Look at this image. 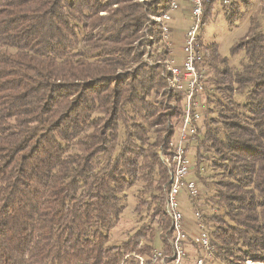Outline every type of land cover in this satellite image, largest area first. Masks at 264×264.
I'll list each match as a JSON object with an SVG mask.
<instances>
[{
    "label": "trees",
    "instance_id": "1",
    "mask_svg": "<svg viewBox=\"0 0 264 264\" xmlns=\"http://www.w3.org/2000/svg\"><path fill=\"white\" fill-rule=\"evenodd\" d=\"M170 2L0 0V264H139L131 253L169 247V168L161 154L181 124L183 94L168 89L165 63L116 71L141 56L134 41L149 14H163ZM233 4L230 21L241 15ZM213 8L206 3L205 23ZM150 25L162 35L160 24ZM232 49H244L248 62L237 72L225 66L223 81L214 80L221 91L229 82L244 87L240 113L223 110L234 104V87L223 90L228 98L208 95L204 133L193 146L195 172L214 191L206 202L225 209L208 218L218 258L246 264L264 261V32ZM165 97L176 118L166 132L155 127ZM212 156L227 178L203 175ZM138 180L152 199L141 198L136 210L149 207L157 232L145 245L144 226L109 244L125 191Z\"/></svg>",
    "mask_w": 264,
    "mask_h": 264
},
{
    "label": "rangeland",
    "instance_id": "2",
    "mask_svg": "<svg viewBox=\"0 0 264 264\" xmlns=\"http://www.w3.org/2000/svg\"><path fill=\"white\" fill-rule=\"evenodd\" d=\"M147 1V0H146ZM179 1V0H178ZM182 2H180L181 7L177 9H172L170 11V14L172 16V19L168 21L169 27L172 29L177 27V29H173L170 31L167 36L161 35V32L151 31L152 25L150 23L152 22H158L156 16L159 14H149V20H147L146 25L142 28L140 32L141 39H137L134 41V48L138 49L142 52L141 56L139 58H136V60L133 62H129L126 67H120L116 71L117 73H123L127 70L129 71H135L138 69L139 65L146 64L148 66H155L160 65L162 63L168 64L169 61L174 59L176 64H182L184 59V34L188 27H190L193 24V16L191 13H187L186 15H183V9L182 7L186 8L190 5L189 0L186 1L183 5ZM233 3V2H232ZM240 12L241 15L237 17H233L232 21L229 20V15L226 12L228 8H234L235 5H221L220 3H214V8L212 9L207 22L205 23L203 27V35L202 40L204 42L205 47L212 48L209 49V52L206 53L207 49H203L206 54H208V58L210 60H206L204 63L205 72L207 71L206 76V88H207V94H209L210 97L213 99L217 98L216 93L219 95L222 94V97H224L225 91L224 89L228 90V88L231 86L234 87V89H231L232 91L227 92L230 93V97L232 100H234L233 105H226L223 106V110L225 113L234 115V111L231 109V107H237V112L241 110V108L238 107L237 102H240L244 100V95L239 93L244 89V87H238V84H233L231 82L226 83L228 84V88L221 86L222 91L220 89H217L215 80L219 79L220 76H222V73L224 69L226 70L225 66H229L234 72H237L239 70H242L244 68V65L248 62V54L244 49H239L236 52L233 51V47L240 41L245 40L246 38L250 37L254 33L257 32H264V0H236L234 2ZM225 7V8H224ZM223 8V9H222ZM226 9V10H224ZM237 10V8L235 7ZM105 13V12H104ZM190 14V16L188 15ZM187 27V28H186ZM186 28L184 32L182 29ZM158 35V36H157ZM159 36H162V41L159 43H156V39L159 38ZM165 40V41H163ZM160 45V46H159ZM132 57V54L130 58ZM226 57L228 60L227 62L223 61V58ZM204 72V73H205ZM213 78V82L210 81V78ZM209 78V80H207ZM215 79V80H214ZM219 81H223L219 79ZM227 82V81H224ZM215 83V84H214ZM225 84V83H224ZM212 86L216 87V90H212ZM168 89H170V92L174 91L170 88L168 85ZM166 91V89H165ZM169 91V90H168ZM226 92V95H228ZM215 94V95H214ZM225 95L226 98H228ZM243 95V96H242ZM153 98V97H152ZM169 99H166L165 97V104H168V107H165V109H161L155 119L158 120V125L155 127L158 129H165L166 130L174 124L176 118L173 116L174 109L172 108L173 101ZM237 101V102H236ZM206 102V101H205ZM204 102V103H205ZM218 102V101H217ZM208 103V102H207ZM206 103V104H207ZM211 105V102H210ZM218 105L220 106L219 102ZM214 105L215 108H217V111L219 110V106ZM166 106V105H165ZM174 106V105H173ZM208 109L210 108L209 104L206 105ZM205 107L202 106V109ZM208 114L210 116L215 115L214 109L208 110ZM163 113V116L161 117L160 113ZM240 113V112H239ZM165 119V122L162 123ZM233 118H230L232 120ZM235 121H238L237 118H234ZM161 120V121H160ZM204 121V120H203ZM202 121V122H203ZM202 122L200 123L201 128L199 130V134L203 136L204 130L202 128ZM179 127V126H178ZM163 130H161L160 134L163 135ZM180 128H177L175 131V134L173 136L174 141H178ZM159 134V133H158ZM201 138V137H200ZM200 141V139H199ZM194 143H191L189 145L188 150V156L191 160V171L188 176L189 180L195 181L199 188L203 190L205 187V190H203L201 197L199 198V201L201 204L203 203V211L205 212V219L206 223L210 232L211 227L209 226L208 218L209 214L216 212L222 216H225V209L223 207L215 208L213 207L209 202H206V197L208 195H211V192H214L212 189V185L210 187L203 185V182L201 181V178L198 177V175L195 172V166H196V149L193 146ZM160 148L158 149V152H160ZM165 153V152H164ZM162 158L164 164L166 165V160H171L172 157H170V154L167 157L163 154ZM210 156V155H209ZM214 156L211 157V161H207L209 163L208 169L206 172L203 173V175L209 176V178L212 180H220L227 178L226 172L223 168L220 166L213 165L212 162H214ZM207 166V165H206ZM168 167V166H167ZM168 184V183H167ZM144 182L142 180L136 181L135 185L131 188H128L125 191V197L123 200L124 203V210L121 214V218L117 222L115 228L111 232V240L109 244H122L126 238L130 236V234H133L136 232L138 228L145 227V230L143 234H145V237L140 239V245H145L147 242H149L150 237H154L157 230L154 231L155 228L152 230L153 225V219L150 217V214H152V211L149 209V207L146 204H142L140 207H138V211L136 210L137 204L140 202L141 198H145V200L149 201L152 198L149 196V193L144 194ZM180 201L181 206L183 208L184 213V221L186 227H188V235H189V242L187 244V251L188 256L186 260V264H196L195 260L197 257L204 256L205 252L199 248L198 251L195 246V238L198 234L197 228H196V217H195V206L192 204L190 199L188 198V195L186 192H182L180 194ZM165 203V202H164ZM168 216V215H167ZM143 227V228H144ZM156 227V225L154 226ZM151 232L150 234H147ZM147 235V238H146ZM172 240V236H171ZM170 240V242H171ZM153 242L156 243V239L153 240ZM214 244V243H213ZM215 245V244H214ZM163 246H155L151 252L148 254L151 255L153 253V250L155 249H161L164 253H168L171 251V243L169 247L165 250H163ZM216 250V259L214 261H206V263L210 264H224L220 258H218V252L217 248L215 246ZM133 256L136 257V255H140L137 253H131ZM137 258V257H136ZM246 264H264V261L255 262L254 260L247 259Z\"/></svg>",
    "mask_w": 264,
    "mask_h": 264
},
{
    "label": "built area",
    "instance_id": "3",
    "mask_svg": "<svg viewBox=\"0 0 264 264\" xmlns=\"http://www.w3.org/2000/svg\"><path fill=\"white\" fill-rule=\"evenodd\" d=\"M189 2L194 21L184 35L183 62L179 65L172 59L167 64L170 88L183 94V115L178 127L181 129L179 140L176 142L172 139L170 152L167 153L172 159L166 160V165L169 168V189L165 198V212L170 218L172 227L171 251L164 253L161 249H155L153 255H136L139 264H186L187 244L190 238L180 201L182 192H186L195 206L194 213L198 234L194 241L205 252L204 256L196 258L195 263L205 264L206 261H214L217 258L215 245L211 241L206 223L203 203L201 204L199 201L203 190L195 181L188 179L191 171L188 150L189 145L198 142L201 137L199 125L202 117V106L209 95L207 94L204 73L205 51L203 49L205 45L202 40L205 6L206 3L212 2L227 6L231 5L233 0H189ZM179 6L178 0H171L169 7L165 10V36L171 31L168 24V21L172 19L170 11Z\"/></svg>",
    "mask_w": 264,
    "mask_h": 264
},
{
    "label": "bare ground",
    "instance_id": "4",
    "mask_svg": "<svg viewBox=\"0 0 264 264\" xmlns=\"http://www.w3.org/2000/svg\"><path fill=\"white\" fill-rule=\"evenodd\" d=\"M156 18L158 20L157 23L161 25L162 34L165 35V12L161 15L156 16ZM163 160H165V158ZM151 255H153V253Z\"/></svg>",
    "mask_w": 264,
    "mask_h": 264
},
{
    "label": "crops",
    "instance_id": "5",
    "mask_svg": "<svg viewBox=\"0 0 264 264\" xmlns=\"http://www.w3.org/2000/svg\"><path fill=\"white\" fill-rule=\"evenodd\" d=\"M186 1H188V0H184V2L182 3V5L186 2ZM236 0H233V2H235ZM180 2H182V0H179V4H181ZM190 3V2H189ZM181 7V5L179 6V8ZM225 8V7H224ZM182 9H183V15H186L187 13H191V9H190V5L189 6H187L186 8H184V7H182ZM223 9V8H222ZM224 10H226V9H224ZM189 16H190V14H188ZM187 28V27H186ZM186 28H184V29H182V31L184 32V30H186ZM173 29H177V27H175L174 26V28H172L171 29V31L173 30ZM185 35V34H184Z\"/></svg>",
    "mask_w": 264,
    "mask_h": 264
}]
</instances>
